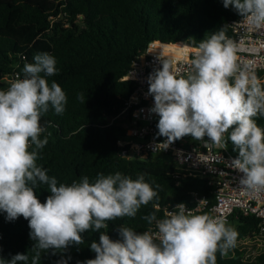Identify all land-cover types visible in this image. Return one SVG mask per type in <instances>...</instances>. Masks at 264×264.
I'll list each match as a JSON object with an SVG mask.
<instances>
[{
    "label": "clouds",
    "instance_id": "obj_1",
    "mask_svg": "<svg viewBox=\"0 0 264 264\" xmlns=\"http://www.w3.org/2000/svg\"><path fill=\"white\" fill-rule=\"evenodd\" d=\"M222 3L251 29L264 30V0ZM228 27L181 46L194 53L186 75H178L170 60L159 58L162 67L147 79L148 95L154 100L150 112L159 118L157 136L165 138L156 149H167L184 137L198 142L207 137L206 144L221 150L230 143L237 153L231 167L242 174L240 189L260 193L264 192V127L257 119H264V83L250 65L238 62V45L228 37ZM56 63L48 53L36 54L33 62L24 64L22 76L0 90V212L8 221L21 216L28 221L35 241L29 250L31 264H40L42 252L51 249L56 254L84 244L83 234L90 231L100 233L99 242H91L95 258L84 264H217V253L227 255L238 233L225 219L194 214L183 203L167 210L163 218L156 211L142 216L150 226L147 231L121 225L115 241L101 231L109 222L135 218L142 206L158 199L144 174L133 179L119 171L99 173L92 182L83 176L70 185L58 184L37 164L48 143L41 119L51 110L62 115L67 104L62 87L48 80L58 72ZM77 99L85 103L83 93ZM41 185L50 193L43 203L36 194ZM69 259L62 255L57 264H68ZM0 264H29V255L0 257Z\"/></svg>",
    "mask_w": 264,
    "mask_h": 264
},
{
    "label": "trees",
    "instance_id": "obj_2",
    "mask_svg": "<svg viewBox=\"0 0 264 264\" xmlns=\"http://www.w3.org/2000/svg\"><path fill=\"white\" fill-rule=\"evenodd\" d=\"M240 18L233 8L225 9L222 0H0V90H6L15 75L22 76L24 64L33 62L36 54L48 53L55 57L58 70L49 83L54 80L67 95L62 115L51 110L41 119L48 143L37 164L58 184L70 185L83 176L92 182L99 173L119 171L133 179L144 174L158 193V199L142 206L135 218L109 222L108 229L101 231H107L110 239L120 238L121 225L147 231L150 226L141 217L150 212L163 218L177 204L193 209L197 205L193 194L208 200L197 214L211 215L215 187L206 179L183 175L162 156H121L119 141L126 133L117 123L120 118L128 122V114L122 112L136 89V83L125 77L151 42H199ZM263 77L264 72L259 73ZM80 93L85 103L77 99ZM257 124L264 127V119H257ZM36 191L41 203L50 194L46 185ZM227 224L238 233L237 241L227 255L217 253V264H264L260 220L235 213ZM29 233L22 216L8 221L6 213L0 212V257L10 260L18 253L28 254L31 264L29 250L35 241ZM99 235L86 232L82 245H70L56 254L51 249L42 252L40 264H57L62 255L70 257L68 264H84L95 258L90 244L98 243ZM253 250L257 253L249 256Z\"/></svg>",
    "mask_w": 264,
    "mask_h": 264
},
{
    "label": "built area",
    "instance_id": "obj_3",
    "mask_svg": "<svg viewBox=\"0 0 264 264\" xmlns=\"http://www.w3.org/2000/svg\"><path fill=\"white\" fill-rule=\"evenodd\" d=\"M242 21L241 17L228 23V37L238 45L237 56L241 66L250 65V71L260 79L259 73L264 72V30L251 29ZM184 44L151 42L145 54L133 64L125 77L126 80L136 83V89L122 112L124 115L128 114V122L126 135L119 141L120 154L123 157L137 155L144 159L152 155L162 156L183 175L206 179L208 185L216 189V203L210 210V216L225 219L227 222L235 213L254 216L260 220L261 230L264 231V192L252 193L240 189L239 180L242 174L231 167V161L237 154L229 146L226 150H221L206 144L207 137L203 142L184 137L167 149L163 146L156 149V145L163 143L165 138L157 136L156 124L159 118L150 112L154 100L148 95L147 79L154 70L162 67L160 57L170 60L173 71L178 75H186L194 53L182 48ZM260 81L264 83V77ZM193 200L197 205L193 209H187L194 214L201 212L208 204L206 198H200L197 194H193ZM167 210H175V206ZM256 253L253 250L249 256Z\"/></svg>",
    "mask_w": 264,
    "mask_h": 264
},
{
    "label": "rangeland",
    "instance_id": "obj_4",
    "mask_svg": "<svg viewBox=\"0 0 264 264\" xmlns=\"http://www.w3.org/2000/svg\"><path fill=\"white\" fill-rule=\"evenodd\" d=\"M124 120H125V119H123V118L121 119V118H120V119L118 120V123H117V124H118V126L121 128V130L124 131V132L126 133V131H127V128H126V127H127V123H126ZM126 140L128 141L129 138L127 137ZM149 158H152V156H149ZM153 158L155 159L156 157L154 156ZM258 245L261 246V244H258Z\"/></svg>",
    "mask_w": 264,
    "mask_h": 264
}]
</instances>
